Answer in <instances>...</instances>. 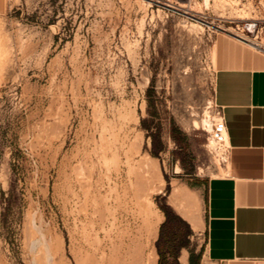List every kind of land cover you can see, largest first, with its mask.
<instances>
[{"label": "rangeland", "instance_id": "rangeland-1", "mask_svg": "<svg viewBox=\"0 0 264 264\" xmlns=\"http://www.w3.org/2000/svg\"><path fill=\"white\" fill-rule=\"evenodd\" d=\"M220 34L264 50V0H0V264L202 253Z\"/></svg>", "mask_w": 264, "mask_h": 264}, {"label": "crops", "instance_id": "crops-1", "mask_svg": "<svg viewBox=\"0 0 264 264\" xmlns=\"http://www.w3.org/2000/svg\"><path fill=\"white\" fill-rule=\"evenodd\" d=\"M213 70V101L229 151L225 175L203 180L199 264H264V50L220 34ZM190 259L182 248L178 263Z\"/></svg>", "mask_w": 264, "mask_h": 264}, {"label": "bare ground", "instance_id": "bare-ground-1", "mask_svg": "<svg viewBox=\"0 0 264 264\" xmlns=\"http://www.w3.org/2000/svg\"><path fill=\"white\" fill-rule=\"evenodd\" d=\"M204 4L206 6L210 5V0H204ZM245 14V13H244ZM247 16V15H246ZM236 37L242 39L245 43H247L248 45H251L253 47L256 46H260L259 44L247 39L244 36H241L239 34L235 35ZM261 47V46H260ZM262 48V47H261ZM263 49V48H262ZM148 80V79H147ZM198 125V124H197ZM200 126H202L203 129L207 130L209 133H213L214 130L217 128H220L223 126L222 124V119L218 116V117H214L212 118L209 111L206 110L203 119L201 120V123L199 124ZM228 141H226V143L224 145H218L211 137L210 140V144L209 147H211L212 149H214L217 152V155L219 157H221L224 161L228 162V158H227V153H226V147H228ZM133 159V156H132ZM139 170V169H138ZM144 173H149L144 172ZM143 172H139L135 178V181L137 182V198H140V184H143L144 182L148 181V178H146V176L144 175ZM150 177V176H149ZM115 227V226H114ZM156 232V231H155ZM142 232H138L137 234H135L131 240L128 243V248L129 251L132 252V260L136 263V264H150V257H148V259L146 260L143 252H144V244H143V239H142ZM145 240V239H144ZM147 242V241H146ZM151 251V250H150ZM152 257V256H151ZM153 262V261H152Z\"/></svg>", "mask_w": 264, "mask_h": 264}, {"label": "trees", "instance_id": "trees-1", "mask_svg": "<svg viewBox=\"0 0 264 264\" xmlns=\"http://www.w3.org/2000/svg\"><path fill=\"white\" fill-rule=\"evenodd\" d=\"M148 93L150 94L149 96H151L152 90H149ZM149 108H150V113H151L153 106H152L150 101H149ZM172 133L175 135V133H180V131L177 128H175ZM174 139L176 140L175 137H174ZM164 211L166 214V221L161 226V236L164 235V231L168 227H170L172 229V221L173 220L177 221L179 223H182V220L178 216L172 214V211L170 210V208H167V210H164ZM170 236H171V238L169 240H167L168 242H165L166 245H168V246L162 245V247H161L158 245V252H159V256H160L159 264H179L178 263V256H179L180 250L172 249L171 244H172L173 238H175V236L172 234H170ZM163 239H164V236L162 237V240ZM160 241H161V239H160ZM160 244H161V242H160ZM172 259H173V262H172ZM200 259H201V253L196 257L191 255L190 264H199Z\"/></svg>", "mask_w": 264, "mask_h": 264}, {"label": "built area", "instance_id": "built-area-1", "mask_svg": "<svg viewBox=\"0 0 264 264\" xmlns=\"http://www.w3.org/2000/svg\"><path fill=\"white\" fill-rule=\"evenodd\" d=\"M237 38L238 40L244 42L242 39L238 38V37H235ZM258 50H263L260 46H256L254 47ZM218 115L219 117L222 119V117L220 116V113L218 112ZM222 124H223V121H222ZM212 136V139L218 144V145H224L227 141V135H226V130H225V127H224V124L222 127L220 128H217L214 130V132L211 134ZM228 151H229V145L228 147H226V153L228 154Z\"/></svg>", "mask_w": 264, "mask_h": 264}]
</instances>
